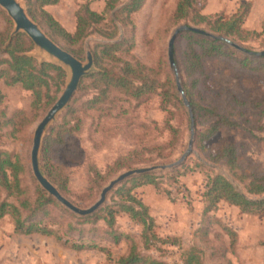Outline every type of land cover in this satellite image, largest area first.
<instances>
[{"label":"rangeland","instance_id":"1","mask_svg":"<svg viewBox=\"0 0 264 264\" xmlns=\"http://www.w3.org/2000/svg\"><path fill=\"white\" fill-rule=\"evenodd\" d=\"M106 1L58 0L55 5L45 7V10L67 32L73 33L76 26L75 14L81 6L87 5L91 11L102 14ZM129 1L121 0L114 11L106 13L103 24L95 27L78 49L80 58L77 60L79 62L83 65L86 64L88 54L91 55L93 62L90 72L81 79V81L84 79L82 89L78 90L79 83L72 97L78 105L77 115L82 121L81 130L65 139L64 145L56 149V157L69 171L68 187L72 196L63 197L74 206H80L78 207L80 209L91 207L98 200L102 191L99 192L95 200H88L84 205L77 203V196L85 197L88 193V168L90 165H94L97 170L103 173L115 160L126 156L134 149L153 146L164 147L163 153L169 156L166 163L160 165H168L181 157L186 151L190 139V119L185 106L183 105L184 113L180 108H173L174 105L178 106L173 101L170 104L173 115L167 117V113L160 107V98L156 95L141 101H130L119 97V95L111 94L100 110L92 112L84 111V108L80 106L94 95L92 89L89 88V78L97 74L99 69L95 66L93 52L99 51L105 45L120 43V49L116 53L120 62L128 61L132 64L143 65L159 82L175 79L168 61V43L178 27L189 24L184 20L179 22L175 20L174 14L178 0H145L142 8L130 17V22L123 25L114 17V14ZM17 2L27 14L25 1L17 0ZM196 3L201 8L202 15H217L224 19H229L241 5L248 4L249 12L244 19L242 28L258 35L249 36L247 42L240 46L236 44L245 52L230 47L242 55L251 57L256 56L249 55L248 52L260 53L264 51V0H196ZM8 18L10 19L9 16ZM12 24L10 37L14 34L13 21ZM35 24L46 35L44 29L37 23ZM188 27L199 29L193 26ZM6 29V21L0 17V33ZM200 31L203 34H199L204 37L210 39H213L212 36L216 37L210 32ZM101 33H113L114 38L107 39ZM184 33L188 32L180 33L174 42V59L181 87L183 83L186 84L190 89L193 101H200L204 106L217 107L222 115L241 124V127H222L209 139L199 142V134L206 130L209 121L197 119L195 123L193 120L192 152L184 163L174 168L180 169L179 173L182 174L177 179V186L171 189L176 200L171 201L165 194L157 192L152 186H143L134 191V196L150 208L156 223V235L162 239H174L175 245L161 246L158 244L156 248L144 250L140 241L141 227L122 214H117L114 219L112 232L120 235L118 239L114 240V237L109 235V230L103 221L98 222L95 227L89 224L85 225L80 218L86 217L73 214L58 202L61 207H49L50 218L44 219L43 223L48 226L49 221L54 222L49 226L57 233L60 240L54 236L16 235L13 222L8 216L0 220V264H121L120 261L126 258L129 248L125 236L132 237L143 256L152 257L167 264H183L182 254L192 247L202 252L205 264L213 263L214 256L211 251L218 253L220 249L227 251L226 257L232 264H264V247L261 245L264 240V214L255 216L242 214L237 208L225 203H219L217 210L209 214L236 232L238 238L234 256L228 253L229 242L226 237L220 243H204L199 240L196 233L203 219L202 214L205 207L203 194L208 177L221 175L239 191L244 192L245 182L239 180L240 175H264V72L241 69L230 59L205 58L202 60V65L208 75L206 83L208 90L199 82L193 87V78L185 77L182 65L185 50V39L182 36ZM57 46L60 47V45ZM28 54L38 64L49 62L58 65L48 53L39 51L34 45ZM2 57L0 55V58ZM120 62L115 65L120 66ZM104 65L111 66L113 63L104 61ZM63 69L66 73L64 85L59 87L58 92L55 86L51 90L55 92L56 101L69 82L70 72L66 68ZM169 91H173L170 86ZM0 92L2 94L0 100V151L18 156L20 162L26 166L22 184L27 191V196L33 199L35 197L34 189L38 182L30 167L32 140L38 123L52 106L42 104L39 108L33 109L30 92L19 86L6 87L2 81H0ZM179 97L181 99L180 94ZM70 101L46 128L42 144L51 128L61 121ZM11 119L10 124H13L14 127L7 123ZM168 119H170L169 123L177 128L178 132L175 138H171L165 128V122ZM225 143L235 145L238 169H230L225 165V162L213 159L218 149ZM181 166L183 168H180ZM140 168L146 167L136 169ZM169 171L171 170L151 174L157 175L159 180L166 181L167 177L164 175ZM123 172L126 171L119 172L109 182ZM115 189L116 187L107 195L105 203L99 209L106 205H112L110 197ZM2 197H5V194H2ZM85 198L91 199L90 197ZM8 201L15 203L13 198H9ZM28 215L24 213L23 217ZM39 219H41V213L30 218V221ZM212 229L219 230L217 226H213ZM209 239L213 240L212 234H209ZM64 240L69 245L73 242L82 243L86 249L83 251L69 249V247L63 246Z\"/></svg>","mask_w":264,"mask_h":264},{"label":"trees","instance_id":"2","mask_svg":"<svg viewBox=\"0 0 264 264\" xmlns=\"http://www.w3.org/2000/svg\"><path fill=\"white\" fill-rule=\"evenodd\" d=\"M27 7V16L44 29L49 39L56 45L79 59L78 49L80 44L94 30L101 26L105 20L106 13H111L120 4L121 0H107L102 14L91 11L87 5H83L75 14L76 26L73 33L67 32L45 7L55 5L58 0H24ZM145 0H130L127 4L118 9L114 17L121 24H128L130 17L136 14L143 6ZM249 12V5H241L237 11L229 18L224 19L217 15H202L201 8L196 0H178L175 9L176 21H187L188 26L197 27L205 32H210L216 38L210 39L198 33H184L185 50L183 52V68L185 77H192L194 87L197 82L203 85L206 90L208 87V75L204 71L202 60L205 58H225L236 63L241 69L248 71L264 72V57H251L242 55L233 50L227 43L220 40L223 38L232 44L241 45L247 42L249 36H257L255 32L245 31L242 28L244 19ZM0 17L7 23V29L0 33V81L6 87L19 86L32 95L31 106L37 109L42 104L53 106L56 102L55 92L51 91L55 86L58 92L59 87L64 85L66 73L58 65L49 62L38 64L28 53L33 49L32 41L24 33H17L10 37V29L13 26L12 21L0 7ZM107 39H113V33H101ZM120 43L114 45H105L99 51L93 52L95 66L99 69L98 73L90 77L89 88L94 95L86 100L80 106L84 111H98L106 103L111 94L119 95L130 101H141L149 99L152 95L160 98V107L167 113V117H172L170 104L173 108L181 109L184 113V106L179 97L176 81L166 79L159 82L152 77L149 69L139 63L132 64L128 61L120 62L116 53L120 49ZM247 50V49H245ZM248 51V50H247ZM104 61L113 63V65H104ZM120 62V66L115 64ZM84 79L80 82L79 89H82ZM169 86L173 91H169ZM185 97L188 99L189 106L193 114L195 123L197 119L209 121L206 130L199 134V142L212 137L220 128H238L241 124L229 120L222 115L215 106H204L200 101L195 102L191 99L190 89L186 84L182 85ZM54 93V95H52ZM2 94L0 92V100ZM236 101V99H234ZM46 102V103H45ZM238 102V101H236ZM81 110V109H80ZM219 110V111H218ZM124 113V111H121ZM78 114V105L72 98L66 113L61 121L51 128L49 134L45 137L40 151V166L43 175L53 185L57 191L64 197H71V191L68 187L69 171L62 165L56 157V149L62 147L65 139L75 135L81 130V119ZM165 122V128L171 138H175L177 128ZM12 119L7 121L9 125ZM164 147H141L134 149L124 157L118 158L109 165L102 173L94 165L88 168L89 188L85 197L77 196V203L86 204L88 200H95L99 192L109 182V180L121 171H130L139 167H147L165 164L168 154H164ZM216 161H223L230 169H238L236 163V147L233 144H223L213 156ZM180 168H183L181 166ZM180 169H174L164 176L166 181L159 180L155 174H145L136 176L122 182L111 193L110 199L112 205L104 206L99 211L89 217L80 220L85 225L95 227L100 221L109 230V235L118 239L120 235L112 232L114 219L117 214L127 216L133 223L141 227L140 241L144 250L161 246L175 245L176 241L172 238L162 239L156 235V223L151 215L150 208L139 201L134 196V191L143 186H152L154 189L163 193L171 201L176 198L172 195V190L177 186V179L182 176ZM26 173V166L20 162L19 157L7 152L0 151V220L8 216L14 227V233L20 236L40 235L46 237L54 236L57 240V233L49 225H45L44 219L50 218L49 207H61L53 198L49 197L43 189L36 184L34 189L35 197L32 199L27 196V191L23 186V176ZM239 180L245 182L244 192L239 191L230 181L221 175L208 177L205 192L203 194V219L199 229L196 231L199 240L204 243H214L223 241L224 237L228 239V253L235 255L237 244V234L231 228L223 225L218 219L209 214L217 210L219 203H225L228 206L237 208L240 213L246 215L264 214V175L249 174L240 175ZM167 186L166 188H164ZM5 194V197H2ZM93 196V197H91ZM13 198L15 203L8 201ZM77 207H80L76 205ZM29 214L23 217V214ZM41 213V219L30 221V218ZM51 220V219H50ZM217 226L218 231L212 227ZM212 234V239H209ZM129 243L128 254L122 259L121 264H167L152 257L143 256L138 250L137 244L131 236H125ZM69 243L64 240L63 246L69 247L74 251H83L86 249L82 243ZM264 247V240L261 242ZM214 262L211 264H232L226 257L227 251L220 249L219 252L211 251ZM215 253V254H214ZM216 255V256H215ZM183 264H205L202 252L195 247L182 254Z\"/></svg>","mask_w":264,"mask_h":264},{"label":"water","instance_id":"3","mask_svg":"<svg viewBox=\"0 0 264 264\" xmlns=\"http://www.w3.org/2000/svg\"><path fill=\"white\" fill-rule=\"evenodd\" d=\"M0 7L7 13L10 19L14 23V34L19 32L24 33L27 37L32 41L34 46L40 51H44L51 56V59L55 61L62 68H66L70 72L69 82L65 87L64 92L55 102V104L50 108L44 118L38 123L36 130L34 132L32 147L30 151V167L33 173L34 178L38 182V184L45 190L48 195L54 198L57 202H59L63 207L68 209L73 214L79 217H89L93 215L98 209L105 203L107 195L122 182L130 179L132 177L151 174L159 171H167L172 170L174 168L179 167L182 163H184L185 159L192 152L193 141H194V121L193 114L191 108L189 106V102L185 97V94L182 90L179 74L177 70V66L174 59V42L176 37L182 32H193L203 34L199 29L188 27V26H180L178 27L169 43H168V61L169 66L173 70L175 75V81L177 86V91L181 95L182 103L188 111L189 119H190V139L188 142V146L186 151L181 155V157L175 161L174 163L168 165H158L151 166L146 168L134 169L130 171H126L112 179L101 191L98 200L88 209H80L73 204H71L68 200H66L57 189L49 183V181L43 176L40 166H39V152L41 149L42 138L46 128L49 124L56 118V116L68 105L69 101L73 97L76 92L78 85L81 79L90 72L93 62L90 54L87 55V63L82 64L77 59H75L72 55L67 53L58 47L55 43H53L40 29L39 27L32 22L27 16L26 12L22 8V6L17 2V0H0ZM12 35V36H13ZM212 38H216L213 37ZM220 40L227 43L229 46L237 49L239 51L245 52L239 46L232 44L230 41L225 40L223 38H219ZM249 55H253L256 57H264V51L260 53H251L248 52ZM29 55V54H28ZM31 56V55H29ZM32 57V56H31ZM50 58V57H49ZM43 63V62H41Z\"/></svg>","mask_w":264,"mask_h":264}]
</instances>
